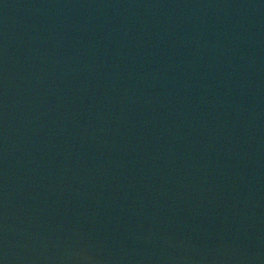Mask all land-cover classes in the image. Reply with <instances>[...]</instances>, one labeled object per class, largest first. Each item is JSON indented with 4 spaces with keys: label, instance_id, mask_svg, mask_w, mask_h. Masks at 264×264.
<instances>
[{
    "label": "water",
    "instance_id": "1",
    "mask_svg": "<svg viewBox=\"0 0 264 264\" xmlns=\"http://www.w3.org/2000/svg\"><path fill=\"white\" fill-rule=\"evenodd\" d=\"M0 264H264V0H0Z\"/></svg>",
    "mask_w": 264,
    "mask_h": 264
}]
</instances>
